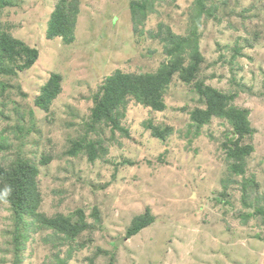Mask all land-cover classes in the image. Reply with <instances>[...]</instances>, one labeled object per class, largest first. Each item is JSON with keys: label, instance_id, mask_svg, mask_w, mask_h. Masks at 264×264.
I'll return each mask as SVG.
<instances>
[{"label": "rangeland", "instance_id": "1", "mask_svg": "<svg viewBox=\"0 0 264 264\" xmlns=\"http://www.w3.org/2000/svg\"><path fill=\"white\" fill-rule=\"evenodd\" d=\"M56 1L0 4V31L39 51L30 68L0 75L7 79L0 93V144L7 149L0 156L9 161L18 147L38 166L39 210L51 215L79 208L87 227L74 239L33 227L19 264H106L111 258L113 264H264V216L254 213L264 208V0H203L204 10H214L199 18L197 0H148L137 23L131 0H78L67 43L46 36ZM192 25L201 57L192 81L216 88L227 105L247 112L250 132L240 144L252 151L242 175L228 171L222 147L231 124L218 116L195 123L190 111L204 99L194 82L176 73L164 90L163 110L128 98L113 112L121 130L88 123L93 96L108 75L154 72L168 57L167 28L184 36ZM51 73L60 74L61 91L44 111L33 100ZM30 108L36 133L19 138L13 127L25 131ZM149 124L171 130L160 139ZM73 141L85 145L75 155L67 153ZM42 154L50 158L45 164ZM243 178L248 184L242 188ZM8 208L0 205V264L13 259ZM145 210L151 224L126 238L131 219Z\"/></svg>", "mask_w": 264, "mask_h": 264}, {"label": "trees", "instance_id": "2", "mask_svg": "<svg viewBox=\"0 0 264 264\" xmlns=\"http://www.w3.org/2000/svg\"><path fill=\"white\" fill-rule=\"evenodd\" d=\"M77 1H56L46 29L48 38H60L66 43L73 39L72 32L78 12ZM147 1H130L129 8L134 23L145 16L142 9ZM0 4H4V0H0ZM202 5L203 0L195 2L194 17L199 18L202 11L209 15L214 10L210 7L204 10ZM194 25L196 24L194 23ZM194 25L189 29V33L184 36L172 34L167 28L164 41L169 42V46L165 50L168 57L154 72L130 73L117 70L108 75L100 85L99 91L93 96L94 105L91 109L89 125L109 122L112 128L121 130L117 123V116H114L113 112L128 98H133L136 102L153 110H163L165 108L164 90L175 73L184 83L192 84L201 61L196 47L197 30ZM167 42L165 41V43ZM187 48H189L187 56L190 62L184 64L186 57L184 53ZM38 53L36 47L29 46L22 40L12 37L6 31H0V75L3 78L13 77L18 72L30 68L37 60ZM6 80L0 81L1 94L7 87ZM60 81L59 73H51L47 81L40 87L39 94L33 100V105L48 111L53 100L61 91ZM193 88L204 99V106L194 107L190 111V118L200 125L208 122L211 117L218 116L225 118L231 124L230 134L232 136L222 143V147L226 149L228 171L242 175L245 158L252 151L251 144H240V139L250 132L247 112L227 105L229 101L227 96L214 87L204 85L200 80L193 83ZM28 113L30 125L24 132H22L21 125L13 127L19 138L30 137L32 133H36L32 130L35 128L33 109L30 108ZM148 127L151 130V135L160 139L164 138L165 134L171 130L169 127L160 128L153 124H149ZM124 133L127 135L126 132ZM83 147L85 145L82 142L73 141L67 153L75 155ZM6 149L5 144H0V150ZM87 150L88 155L92 158L95 151L94 146L88 144ZM16 151V155L9 161L0 156V205L7 204L8 209L13 214L12 264H19L21 244L28 236V231L33 227L49 229L61 239H74L87 227L84 214L79 208L69 214L56 212L51 215H46L39 210L42 199L39 190L38 166L31 159L24 157L18 147H16ZM49 160V156L42 154L39 162L45 164ZM235 181L237 182V180ZM246 183L248 184V180L243 178L240 182L241 187H245ZM254 213L264 216V208L258 206ZM74 217L75 219H73ZM152 220L153 216L149 210L134 216L126 229L125 237L129 238L136 234L140 229L151 224ZM51 264L59 263L51 262ZM106 264H113V259L111 258Z\"/></svg>", "mask_w": 264, "mask_h": 264}]
</instances>
